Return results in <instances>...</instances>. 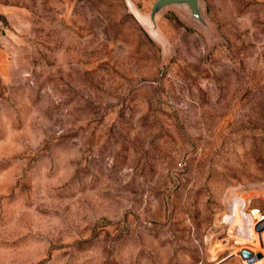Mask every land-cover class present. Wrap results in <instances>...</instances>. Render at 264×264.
Here are the masks:
<instances>
[{
	"label": "rangeland",
	"instance_id": "1",
	"mask_svg": "<svg viewBox=\"0 0 264 264\" xmlns=\"http://www.w3.org/2000/svg\"><path fill=\"white\" fill-rule=\"evenodd\" d=\"M155 1L0 0V264L264 258V0Z\"/></svg>",
	"mask_w": 264,
	"mask_h": 264
},
{
	"label": "water",
	"instance_id": "2",
	"mask_svg": "<svg viewBox=\"0 0 264 264\" xmlns=\"http://www.w3.org/2000/svg\"><path fill=\"white\" fill-rule=\"evenodd\" d=\"M167 6H179L187 8L190 14L191 19L197 21L198 23L205 25V20L203 18L201 8L199 5V0H156L149 13V22L141 20L137 15H135L137 21L145 28L148 34L152 38H156L155 29V17L156 15ZM264 228V221L259 226L258 230ZM241 257L248 263H254L257 260L262 259L261 253H252L246 249L241 250Z\"/></svg>",
	"mask_w": 264,
	"mask_h": 264
},
{
	"label": "built area",
	"instance_id": "3",
	"mask_svg": "<svg viewBox=\"0 0 264 264\" xmlns=\"http://www.w3.org/2000/svg\"><path fill=\"white\" fill-rule=\"evenodd\" d=\"M241 216L246 222V228L241 230L243 237L247 240L254 238L259 226L264 221V212L261 214L259 210H251L249 213H245L243 209L240 210ZM255 219V220H254Z\"/></svg>",
	"mask_w": 264,
	"mask_h": 264
},
{
	"label": "bare ground",
	"instance_id": "4",
	"mask_svg": "<svg viewBox=\"0 0 264 264\" xmlns=\"http://www.w3.org/2000/svg\"><path fill=\"white\" fill-rule=\"evenodd\" d=\"M263 262H264V258H263L262 260L258 261V262L255 263V264H262Z\"/></svg>",
	"mask_w": 264,
	"mask_h": 264
}]
</instances>
